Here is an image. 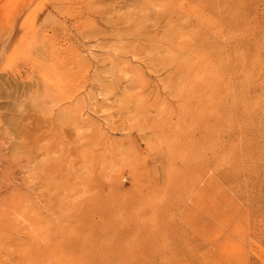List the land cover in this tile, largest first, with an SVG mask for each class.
Wrapping results in <instances>:
<instances>
[{
	"label": "rangeland",
	"instance_id": "rangeland-1",
	"mask_svg": "<svg viewBox=\"0 0 264 264\" xmlns=\"http://www.w3.org/2000/svg\"><path fill=\"white\" fill-rule=\"evenodd\" d=\"M34 1L0 70V264H264V0Z\"/></svg>",
	"mask_w": 264,
	"mask_h": 264
},
{
	"label": "bare ground",
	"instance_id": "bare-ground-1",
	"mask_svg": "<svg viewBox=\"0 0 264 264\" xmlns=\"http://www.w3.org/2000/svg\"><path fill=\"white\" fill-rule=\"evenodd\" d=\"M30 1H34V0H30ZM39 1V0H38ZM35 2V1H34ZM33 2V3H34ZM29 0H18L15 1L13 6H12V10H10L6 15L4 19H0V70H3L4 67L7 68L9 61L12 62V60H10V55L8 56L7 53H9L11 50V47H13L12 49H17L20 41V35L23 33L20 32V34L18 35L19 31L23 30L24 31V26H25V21H21L20 22V17L22 16V13L24 12V9L29 5ZM37 3V2H36ZM39 3V2H38ZM43 3V2H41ZM40 3V4H41ZM31 4V3H30ZM43 5V4H42ZM32 6V5H31ZM36 6V5H35ZM29 11V9H28ZM24 14V13H23ZM28 14V13H27ZM27 17V16H26ZM27 18H30L27 17ZM26 18V19H27ZM22 19V18H21ZM24 17V20H26ZM32 19V18H30ZM27 21H29V19H27ZM19 25V26H18ZM19 27V28H17ZM28 30V28L26 29ZM25 30V31H26ZM32 36V34H31ZM22 37V36H21ZM33 37V36H32ZM26 38V37H25ZM27 40V39H26ZM17 45L16 47H14V45ZM49 48V46H48ZM19 49H17L18 51ZM9 51V52H8ZM25 51V50H24ZM50 51V50H49ZM54 52V51H53ZM13 53V52H12ZM52 54V53H51ZM43 60V59H42ZM47 63V62H46ZM12 64V63H11ZM42 64V63H41ZM13 65V64H12ZM46 65V64H45ZM57 71V70H56ZM46 73V72H45ZM45 75V74H44ZM43 75V76H44ZM52 81V80H51ZM56 81V80H53ZM60 81V80H59ZM75 93V92H74ZM259 131V130H258ZM241 152V151H240ZM256 194V193H255ZM25 208V207H24ZM7 222V221H6ZM7 232V231H6ZM4 253V252H3ZM7 260V259H5Z\"/></svg>",
	"mask_w": 264,
	"mask_h": 264
}]
</instances>
